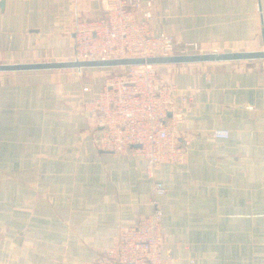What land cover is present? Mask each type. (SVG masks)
<instances>
[{
  "label": "crops",
  "instance_id": "0c3cea01",
  "mask_svg": "<svg viewBox=\"0 0 264 264\" xmlns=\"http://www.w3.org/2000/svg\"><path fill=\"white\" fill-rule=\"evenodd\" d=\"M101 13V0H0V64L72 60L78 16ZM153 13L154 32L174 35L178 50L264 46V0H153ZM90 69L0 72L1 264H91L119 225L150 212L144 159L93 144L84 102L106 71ZM166 69L193 98L176 127L190 137L186 162L155 173L162 253L264 264V60Z\"/></svg>",
  "mask_w": 264,
  "mask_h": 264
},
{
  "label": "built area",
  "instance_id": "2783aa9c",
  "mask_svg": "<svg viewBox=\"0 0 264 264\" xmlns=\"http://www.w3.org/2000/svg\"><path fill=\"white\" fill-rule=\"evenodd\" d=\"M101 1L99 16H78L74 23L72 60L189 54L186 48L177 49L174 35L154 32L153 0ZM156 65L119 66L117 71H108L93 101L84 102L91 126L97 129L92 135L95 148L112 153L131 150L144 159L145 174L151 180L150 212L131 226L119 225L114 241L91 264H176L174 257L162 253L160 197L166 190L155 173L162 163L186 162L190 137L176 127L193 97ZM82 90L88 91L90 86ZM211 135L226 138L228 131L214 129Z\"/></svg>",
  "mask_w": 264,
  "mask_h": 264
},
{
  "label": "water",
  "instance_id": "95a60500",
  "mask_svg": "<svg viewBox=\"0 0 264 264\" xmlns=\"http://www.w3.org/2000/svg\"><path fill=\"white\" fill-rule=\"evenodd\" d=\"M263 59L264 49L256 51H230V52H211V53H189L172 56L159 57H132V58H112L95 60H69V61H50V62H30L0 64V72L15 71H35L53 69H84V68H106L129 65L150 64H186L196 62L214 61H237Z\"/></svg>",
  "mask_w": 264,
  "mask_h": 264
},
{
  "label": "rangeland",
  "instance_id": "374dc122",
  "mask_svg": "<svg viewBox=\"0 0 264 264\" xmlns=\"http://www.w3.org/2000/svg\"><path fill=\"white\" fill-rule=\"evenodd\" d=\"M264 49V46L262 47V45H260V46H257V47H249V48H247V47H244V48H242V49H240V48H238V47H234L233 48V51H246V50H248V51H256V50H263ZM194 53H199L198 51H193ZM219 52H227V51H219ZM201 53H203V52H201ZM263 60V59H262ZM69 61V60H68ZM9 64H14V63H9ZM172 65H180V64H157L156 65V68L160 71V73L161 72H166V68H168V67H170V66H172ZM74 69V68H73ZM85 70L86 69H88V68H84ZM95 70V71H99L100 69H103V70H105L106 72V75H107V73H108V71H110V70H112V71H117V70H119V68L118 67H115V68H113V67H106V68H92V70ZM56 70V69H55ZM77 70H81V69H77ZM91 70V69H90ZM91 70V71H92ZM57 71V70H56ZM82 71H84L83 69H82ZM93 75V74H92ZM95 75V74H94ZM96 76V75H95ZM86 79H87V77H86ZM85 79V80H86ZM89 79V78H88Z\"/></svg>",
  "mask_w": 264,
  "mask_h": 264
},
{
  "label": "trees",
  "instance_id": "16d2710c",
  "mask_svg": "<svg viewBox=\"0 0 264 264\" xmlns=\"http://www.w3.org/2000/svg\"><path fill=\"white\" fill-rule=\"evenodd\" d=\"M188 53H194L193 51H189Z\"/></svg>",
  "mask_w": 264,
  "mask_h": 264
}]
</instances>
